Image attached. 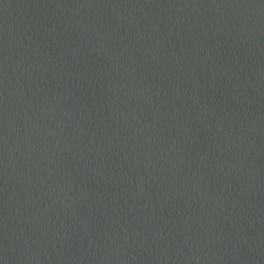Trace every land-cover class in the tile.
<instances>
[{
  "label": "water",
  "instance_id": "1",
  "mask_svg": "<svg viewBox=\"0 0 264 264\" xmlns=\"http://www.w3.org/2000/svg\"><path fill=\"white\" fill-rule=\"evenodd\" d=\"M0 264H264V0H0Z\"/></svg>",
  "mask_w": 264,
  "mask_h": 264
}]
</instances>
